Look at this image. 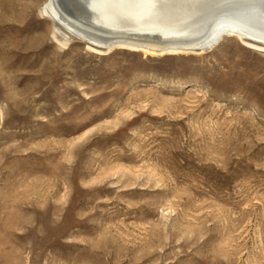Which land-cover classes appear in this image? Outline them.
<instances>
[{
    "label": "rangeland",
    "instance_id": "1",
    "mask_svg": "<svg viewBox=\"0 0 264 264\" xmlns=\"http://www.w3.org/2000/svg\"><path fill=\"white\" fill-rule=\"evenodd\" d=\"M42 1L0 28V264H264V52L25 49Z\"/></svg>",
    "mask_w": 264,
    "mask_h": 264
},
{
    "label": "bare ground",
    "instance_id": "2",
    "mask_svg": "<svg viewBox=\"0 0 264 264\" xmlns=\"http://www.w3.org/2000/svg\"><path fill=\"white\" fill-rule=\"evenodd\" d=\"M0 28L19 24L34 0H0ZM73 10L74 18L63 16L57 9V0H43L34 5L39 16L50 27L36 39L27 42L25 49L44 42L50 35L58 48H66L70 37L86 43L89 49L108 52L113 49L143 52L151 56L198 55L214 50L227 38H236L246 48L264 52V0H64ZM259 1V8L254 7ZM16 2V3H15ZM258 2V4H259ZM211 6H208L210 5ZM22 7L19 9L18 7ZM208 9H204L206 7ZM15 28H17L15 26ZM18 30V29H17ZM17 46V40L0 43V74L8 64L4 51ZM52 65L49 72L57 77ZM40 84V83H38ZM39 86V85H38ZM15 95L10 94L13 101ZM20 104L16 110L21 111ZM10 200L0 207L3 230L17 229L18 193L9 194ZM12 195H16V198ZM4 218V220H2ZM6 241H2L3 247ZM106 264L115 259L109 252L101 253ZM1 258H7L3 252Z\"/></svg>",
    "mask_w": 264,
    "mask_h": 264
}]
</instances>
